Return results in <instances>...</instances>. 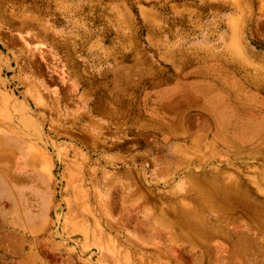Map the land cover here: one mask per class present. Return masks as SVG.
<instances>
[{
    "label": "rangeland",
    "instance_id": "374dc122",
    "mask_svg": "<svg viewBox=\"0 0 264 264\" xmlns=\"http://www.w3.org/2000/svg\"><path fill=\"white\" fill-rule=\"evenodd\" d=\"M4 1L5 7L0 8V76L7 79L9 90L24 96L26 106L39 118V128L43 138L40 143L42 148L53 156L52 166L42 167V176L48 177L44 180L45 185L50 189L42 190V198L54 197L52 209L48 214L50 226L39 238L40 251L35 252L30 260L24 257L27 256L25 252L17 256L4 254L6 260H29L34 263L42 261L44 264H199L202 262L210 255L202 253L206 245L192 247L190 243L194 241L191 239L189 241L187 238H183L182 241L175 240L172 232L176 231L181 221L182 230L193 232L196 238L201 230H210L217 235H223L233 228L220 209L214 210L210 204L200 202L199 184L201 182L209 186L215 183L227 187L234 181H241L264 197L263 153L249 150L246 146L232 150L228 145L221 144L209 150L205 135H200L204 131L203 124L208 123L209 119L201 118L199 123L197 117L200 111L196 108L185 112L183 122L187 129L180 136L166 138L162 126L154 123L153 136L150 137L146 133L150 128L145 130L144 125L150 117V112L158 106L148 102L147 99L151 98V95H148V87L140 86L142 91L137 93V97L141 94L143 99L135 103V108L130 109L131 117L137 121V124H133L132 119L128 118L126 121L118 120L115 127L110 130L104 129L108 134V143L103 145L100 135L95 130L92 131L80 124L76 125L80 126L79 129L89 137V146L103 152L106 155V163H111L114 169L120 171L140 169L141 184L144 186L141 187L147 190V194L148 192L151 194V199L146 204L141 198H134L132 205L137 211L130 214L127 221L111 227L114 217L107 211L105 201L109 197L104 192L103 181L100 180L101 170L90 171L92 167L98 165L91 162V154L87 152H84L83 163H76L74 150L70 147L72 142L70 138L79 137L80 130L66 126L60 115L65 110L63 102L59 105V112L54 116V103L49 92L61 87L68 91L71 88L76 89L78 105L72 108L73 115L80 111L93 115L94 112L91 110L96 104V99L84 94L83 82L91 78L94 73L104 72L103 78L99 79L104 80L108 92L112 90L107 89L112 81V77L109 76L111 70L125 69L117 80L123 83L129 72L128 69H136L137 61L141 63L143 71L152 67L163 71V79L168 83L180 81L191 83L209 79L208 74L203 71H190L200 66L192 59L193 47L212 46L216 51H223L226 37L230 33L228 28L230 20L239 12L236 8L238 2L236 0ZM246 11L248 18H245L241 29L243 42L249 49L264 53V41L257 38V25L264 21V0H251L250 8ZM212 29L214 34L211 35ZM7 33L10 38L18 35L23 40L24 47L18 48L17 44L12 45L7 37H2ZM208 35L211 38L205 39ZM175 48L183 50L184 59L186 58L184 51L188 54L187 65H180L177 58L171 55ZM39 49L50 54L42 53L39 56L36 52ZM49 56L56 58L57 66L51 68L50 73L46 74L42 71L40 75H43L39 77L34 72L33 65L42 64V70L48 69ZM252 59L258 64L256 58L252 57ZM44 61L47 62L43 64ZM204 64L207 68L212 61L207 59ZM62 73L69 75L67 84L58 80ZM50 74L56 80H53L51 85H46L41 80L47 79L49 77L47 75ZM99 79L96 78L97 81ZM92 117L100 125L104 124L100 113ZM189 118L195 121L194 125L191 124L192 128L187 124L190 123ZM112 138L118 140L120 147H110ZM199 145H202L201 151L198 149ZM137 186L140 192L139 180ZM112 187L114 194H117V189L122 187V181L115 179ZM86 196L89 197L87 203H85ZM163 208H168L167 220L156 224L153 235L135 227L136 223L146 218L148 210L152 209L153 215L156 216V211ZM169 208L177 209L174 211ZM234 216L237 226L252 225V221L243 211H238ZM84 219H87L89 229L80 227L79 224ZM85 231L89 234L88 244H85L82 238ZM166 233L168 239L165 237ZM102 234L104 236L100 238ZM30 241L33 240L25 238L26 244Z\"/></svg>",
    "mask_w": 264,
    "mask_h": 264
},
{
    "label": "crops",
    "instance_id": "0c3cea01",
    "mask_svg": "<svg viewBox=\"0 0 264 264\" xmlns=\"http://www.w3.org/2000/svg\"><path fill=\"white\" fill-rule=\"evenodd\" d=\"M4 7L5 1L0 0V8ZM7 35L8 33L2 35V37H7V40L11 41L12 45L17 44L18 48L24 47L23 40L18 35L11 38ZM20 42L22 43L21 45ZM36 52L39 56L42 53L50 54L48 51H42V49ZM22 55L24 56L23 52ZM45 62L47 61H44L43 64ZM57 62L56 58L49 56L47 63L49 68L42 70V64L33 65L34 72L41 77L43 75H40L42 71L46 74L50 73L51 68L53 69L57 66ZM123 70L125 69L114 68L111 70V75L109 76L112 77V81L107 88L112 89L110 92L106 90L104 80L99 79L103 78L104 72L94 73L91 78L83 82L85 84L84 94L86 93V95L96 99V104L92 106L91 111L98 115L100 113L104 121L103 125H100L92 117L94 114L80 111V113L73 115L71 110L78 105V99L76 98L77 90L73 88L70 91L65 90L64 87L50 90L49 95L52 97L54 103V116L59 112V105L63 102L65 110L60 115L66 126L79 129L80 126L76 125L80 124L92 131L95 130L100 135L103 145L108 143V134L105 133L104 129H112L118 120L126 121L130 118L133 124H137V121L131 117L130 109L135 108V103L137 101L141 102L143 99L141 94L140 99H137L139 98L137 97V93H141L142 91L140 86L148 87V93H151L150 86L145 84L150 79L142 69L138 71L128 69L129 72L126 79L123 83H119L117 80L120 78ZM141 75L145 78H142ZM47 76H49L48 80L44 78L41 81L46 85H51L53 80L56 79L52 74ZM68 76L67 73H62L58 80L65 84L68 81ZM139 77V80L143 79L144 82L137 83ZM96 78L99 80L97 81ZM5 79L0 76V264H44L42 261L34 263L29 260L33 258L35 252L40 251L39 238L50 226L48 214L49 210L52 209L54 197H49L48 199L42 198V190L48 188L45 185L46 181H44L48 177L42 176V167L50 168L53 164V156L42 148L40 143L43 138L39 128V118L34 113H31L28 106H26L24 96H20L7 88L8 82ZM151 117L152 113L150 112L149 120L144 125L145 130L150 128L146 130V133L150 137L153 136ZM255 122L258 121H253L252 123ZM79 130L81 134L79 137L70 138L72 140L70 147L74 150L76 163H83L84 152H87L91 154V162L98 165L92 167L90 171L98 172L101 170L102 175L100 180L103 181L104 192L109 197L105 201L108 208L107 211L114 217L115 223H111L110 226L116 227V224L127 221L128 216L137 211L136 207L132 205L134 198L139 197L146 204L151 199V194L150 192L147 194L145 188V190L142 189L144 186L141 184L142 175L140 169L131 168L124 171L114 169L111 163H106V155L103 152H99L98 148L89 146V137L82 129ZM180 135L178 134L177 136ZM166 138H170V136L167 135ZM138 139L137 137L136 140ZM112 140L111 148L120 147L118 140L114 138ZM115 179L122 181V187L121 189H117V194H114V188L112 187ZM138 180L140 181V192H138ZM48 190L50 189L48 188ZM86 193L89 196V193ZM87 196L85 203L89 201V197ZM151 210L147 211L146 218L142 222L136 223L135 227L153 235V229H156V224L167 220L166 213L168 208L158 209L156 216L153 215ZM79 225L86 229L90 228L87 219H84ZM88 232L85 231V234L82 235L85 244H88L89 241ZM156 234L159 235L160 233L156 232ZM103 236L102 234L100 238H103ZM26 237L33 241L26 244ZM165 237L168 239V233L165 234ZM24 252L27 253V256L24 257L29 258L28 261L17 259L6 260L7 257L5 258L4 255L13 254L17 256L19 253Z\"/></svg>",
    "mask_w": 264,
    "mask_h": 264
},
{
    "label": "bare ground",
    "instance_id": "6f19581e",
    "mask_svg": "<svg viewBox=\"0 0 264 264\" xmlns=\"http://www.w3.org/2000/svg\"><path fill=\"white\" fill-rule=\"evenodd\" d=\"M236 1L239 12L228 25L230 33L226 37L225 49L216 51L212 46L193 47L192 59L200 66L190 71H203L208 74L209 79L191 83H168L163 79V71L154 67L142 70L150 79L145 84H149L152 90L148 93L151 98L147 100L158 106L151 112L150 119L152 128L155 123L162 126L161 129L166 135L176 137L187 129L183 122L185 112L196 108L200 111L197 117L199 123L201 118L209 119L208 123L203 124L204 131L200 134L205 135L209 150L218 144L228 145L232 150L246 146L249 150L263 153L264 156V53L249 49L242 39L241 29L251 0ZM257 26V38L263 42L264 21ZM212 33L214 34V29L211 30V35ZM210 38L209 35L205 37ZM184 54L185 59L183 50L175 48L171 55L177 58L180 65H187L188 54L185 51ZM252 57L256 58L258 64L253 62L255 60ZM207 59L213 64L206 68L204 61ZM141 69L142 65L137 61L135 71ZM141 77L145 78L142 75ZM139 79L140 77L136 79L137 83L144 82ZM188 121L190 123L187 124L192 128L195 121L190 118ZM253 121L258 122L252 123ZM198 149L201 151L202 145ZM246 152L248 154V150ZM199 187L200 202L210 204L214 210L220 209L233 228L223 235L201 230L196 238L193 232L182 230L181 221L176 231L172 232L174 239H191L194 242L190 246L195 248L205 244L202 253L210 255L199 264H264V197L241 181H234L227 187L215 183L206 186L200 182ZM169 209L175 211L177 208ZM238 211H243L252 221L251 226L236 225L234 214Z\"/></svg>",
    "mask_w": 264,
    "mask_h": 264
}]
</instances>
